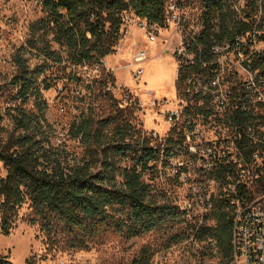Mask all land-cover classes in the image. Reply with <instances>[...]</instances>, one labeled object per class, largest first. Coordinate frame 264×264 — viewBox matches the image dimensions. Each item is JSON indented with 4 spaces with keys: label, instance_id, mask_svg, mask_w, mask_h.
Segmentation results:
<instances>
[{
    "label": "trees",
    "instance_id": "1",
    "mask_svg": "<svg viewBox=\"0 0 264 264\" xmlns=\"http://www.w3.org/2000/svg\"><path fill=\"white\" fill-rule=\"evenodd\" d=\"M37 1L42 13L29 23L25 45L13 54L15 72L0 81V161L5 168L0 176L1 231L10 232L24 202L33 213L30 222H38L47 234L60 228L78 247L87 246L101 231L112 229L130 237L166 220L181 221L180 212L145 178L165 161V152L161 154L160 146L140 125L136 100L127 99L121 106L113 96L108 87L114 84V76L101 66L131 17L165 25L168 0ZM198 3L203 7L202 34L206 35L202 41L208 43L211 33L222 37L233 32L229 13L218 0ZM217 10L220 29L214 31L210 20ZM30 49L41 58L34 65L25 55ZM96 64V73L83 69ZM52 67L60 73L47 72ZM86 73L90 76L87 94L80 95L66 131L78 140L83 153L69 157L64 143L53 140L55 127L46 116L43 90L63 77V88L73 80L78 83ZM215 216V224L205 233L216 238L217 252L226 264L231 219L220 205ZM0 264L16 263L0 255ZM26 264L34 263L28 257ZM131 264H153L147 244Z\"/></svg>",
    "mask_w": 264,
    "mask_h": 264
},
{
    "label": "built area",
    "instance_id": "2",
    "mask_svg": "<svg viewBox=\"0 0 264 264\" xmlns=\"http://www.w3.org/2000/svg\"><path fill=\"white\" fill-rule=\"evenodd\" d=\"M218 1L234 30L211 33L208 43L203 7L167 1L165 25L176 36L174 94L163 134L153 127L146 133L165 152V197L180 212L183 238L202 242V254L218 255L216 238L205 230L220 205L231 219L226 264H264V0ZM137 19L146 38L156 40L159 25ZM210 22L219 31L218 10ZM147 54L144 47L132 54L135 79ZM167 252L165 264H172Z\"/></svg>",
    "mask_w": 264,
    "mask_h": 264
},
{
    "label": "rangeland",
    "instance_id": "3",
    "mask_svg": "<svg viewBox=\"0 0 264 264\" xmlns=\"http://www.w3.org/2000/svg\"><path fill=\"white\" fill-rule=\"evenodd\" d=\"M191 3H195L192 5L195 6L198 0H192ZM186 10L194 12L195 8L188 6ZM41 13V4L37 0H0V81L15 72L13 54L19 46L25 45L29 23ZM137 20L136 17L130 18L111 57L109 54L104 56L101 66L114 76V84L108 88L121 102L120 105L126 104L127 99H135L139 104L135 114L142 128L148 131L150 129L147 126L161 124L160 134H163L165 104H169L166 101L174 94L175 64L172 49L176 36L171 34L172 28L166 24L159 26L156 40L150 41ZM170 37L173 39L169 41ZM139 47H144L148 54L139 64L143 67L141 77L135 79L130 70L134 68L131 57ZM25 55L29 57L31 65L41 60L35 49H30ZM98 68V64L83 67L92 74ZM49 71L60 73L55 67ZM88 73L78 83L73 80L63 88V77L43 90L47 101L46 116L55 127L53 140L58 144L64 143L69 157H79L83 153L78 140L70 138L66 131L69 120L81 102L80 95L87 94L85 84L90 78ZM156 167L153 173H146L145 178L165 195V188L168 189L165 183V161L158 162ZM4 173L5 168L0 161V176ZM171 187L169 185V190ZM32 216L31 208L24 202L10 232L3 233L0 229V255H6L16 264H26L28 257L34 264H131L132 258L144 244L150 248L153 264H165V249L168 251L167 260L172 264H225L219 254L200 253L202 242L195 244L184 239L179 218L166 220L157 228L130 237L112 229L101 231L88 241L87 246L78 247L71 245L70 235L60 228L50 234L45 233L39 228L38 222L29 221ZM176 236L180 238L173 239Z\"/></svg>",
    "mask_w": 264,
    "mask_h": 264
},
{
    "label": "crops",
    "instance_id": "4",
    "mask_svg": "<svg viewBox=\"0 0 264 264\" xmlns=\"http://www.w3.org/2000/svg\"><path fill=\"white\" fill-rule=\"evenodd\" d=\"M126 30H127V31H126V33H127V32H128V28H127ZM108 56L111 57V54H109ZM160 125H161V124H156V125H154V126H147V127H148V128H151V127L156 128V127H157V128H156L157 130H161Z\"/></svg>",
    "mask_w": 264,
    "mask_h": 264
}]
</instances>
